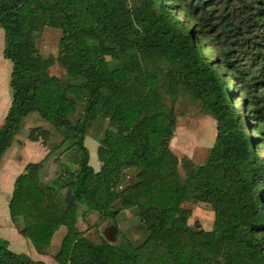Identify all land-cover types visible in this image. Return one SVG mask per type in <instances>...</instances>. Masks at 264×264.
<instances>
[{"label": "trees", "instance_id": "16d2710c", "mask_svg": "<svg viewBox=\"0 0 264 264\" xmlns=\"http://www.w3.org/2000/svg\"><path fill=\"white\" fill-rule=\"evenodd\" d=\"M46 27L60 31L63 81L36 50ZM0 28L10 63L0 160L31 113L60 136L58 149L78 156L51 182L40 172L52 150L15 177L7 209L19 236L41 253L62 227L56 264H264V0H0ZM178 92L214 122L199 166L169 149L176 123L165 95ZM98 116L107 126L94 172L83 141ZM47 139L45 129L28 132L29 142ZM129 171L134 181L117 191ZM117 202L135 208L138 244L116 228ZM183 204L209 206L211 229L188 226ZM78 208L109 220L118 242L84 238ZM0 264L44 263L0 238Z\"/></svg>", "mask_w": 264, "mask_h": 264}, {"label": "rangeland", "instance_id": "374dc122", "mask_svg": "<svg viewBox=\"0 0 264 264\" xmlns=\"http://www.w3.org/2000/svg\"><path fill=\"white\" fill-rule=\"evenodd\" d=\"M134 0H126V2L131 4ZM60 38V31L58 29L44 28L37 39L36 50L38 55L45 60L50 61V66L48 68V74L58 78L63 81L66 79L64 71L60 68L56 61L57 56V46ZM4 46V36L0 28V52ZM0 59L5 63L7 67V75L4 80L0 83V96L4 90L7 99L10 100V90L8 87V77L10 73V63L0 56ZM166 105H171L175 117V129L171 141L169 142L170 152L176 157V159L181 163L182 160L186 159L191 164L199 166L202 165L205 157L207 155L208 149L211 147L214 139V122L211 117L204 115L197 103L191 101L186 95L178 92L175 99L171 101L169 96L165 95ZM236 107V106H234ZM82 110V105L78 104L76 106V111L73 116L69 118L70 121H74L76 115ZM107 126V120L100 116L97 117L95 122L88 125L86 134L84 137L83 145L87 150L89 155L88 165L94 170L98 171L100 163L96 157V148L98 146V141L102 138L103 132ZM34 128H42L48 131V139L45 145H42L45 150L51 151L48 156H46L42 172L40 176L45 183L51 182L57 175L59 170V163L62 165H69L72 170L76 168L77 154L74 150H69L63 152V147L57 148V144L60 142V136L49 126L48 123L41 120L36 113L29 114L21 123L18 134L15 138L21 141H27L28 132ZM253 133H251L252 135ZM39 144H41L38 141ZM20 145V143H18ZM32 144V147L34 148ZM260 156L264 157V150L260 152ZM37 157V156H36ZM32 157L26 159L25 155L23 158L28 160L27 163H36L40 159ZM58 157V158H57ZM39 158V157H38ZM17 165V164H16ZM15 165V166H16ZM182 175L181 171H179ZM134 172H125L121 183L117 186V191L121 190L126 185L131 184L134 181ZM9 177V176H8ZM9 190L12 189V184L9 185ZM3 192V191H1ZM4 193V192H3ZM11 194V193H10ZM65 195V191L62 192ZM1 199L3 198L0 194ZM0 199V202L2 200ZM183 208H189L191 210V215L187 220L188 226L192 227L194 230L209 231L212 224V212L209 206L204 204L190 205L183 204ZM112 209L115 211V226L119 233L126 237H133L134 244H138L144 238V234L136 227L135 224V208H130L127 210L119 209L118 202L112 205ZM80 208L76 212V230L87 240L94 244H98L107 231L111 228V222L109 220L100 219L99 215L92 211L81 217L79 214ZM82 210V208H81ZM63 229L59 228L51 237V245L49 250L46 252H37L38 254L46 255L44 257H39V260L45 264H53V254L56 252L60 239L63 235ZM134 231L136 235L134 234ZM117 233L115 232L116 236ZM105 240V239H104ZM118 242V237L111 244ZM15 242L11 241V250H15ZM17 246V244H16ZM30 247V246H29ZM10 250V249H9ZM10 250V251H11ZM31 258L35 259V254H31ZM38 259V258H36ZM56 264V263H54Z\"/></svg>", "mask_w": 264, "mask_h": 264}, {"label": "crops", "instance_id": "0c3cea01", "mask_svg": "<svg viewBox=\"0 0 264 264\" xmlns=\"http://www.w3.org/2000/svg\"><path fill=\"white\" fill-rule=\"evenodd\" d=\"M0 56H1V52H0ZM4 64L5 63L0 59V83L4 80V77L7 75V67ZM9 103H10V100L7 99L6 93L3 90L0 96V124L2 123V120L6 114ZM18 143H20V145ZM32 144L36 147L29 148V147H32ZM47 152L48 151L45 150V148L38 142L21 141L15 138V140L13 141L9 149L6 150V152L3 154L0 160V194H2L3 196L2 199L0 196V199L2 200V202H0V238H2L8 243V249L10 250H11V241L15 242V246H14L15 250L13 251L11 250V252L15 254H24L33 261H40L39 257H44L46 255L38 254L35 248L33 247V245L28 240L19 236V234L17 233V229L15 228V226L13 225V223L11 222L9 218L8 209H7V204H8L10 193H11L8 187L10 184H13L15 177L22 173L23 168L26 165L25 162L28 161L23 158V155H25L26 159L36 157V156H37L36 159H40V157L43 159L46 156ZM1 191H3L4 193ZM64 234H65V231H63L62 238ZM50 245H51V241H50ZM46 249L49 250V247ZM46 249L43 252H46ZM33 253L35 254V257L38 259L31 258V254ZM55 253L56 252H54L51 255H54ZM52 262L54 261L52 260Z\"/></svg>", "mask_w": 264, "mask_h": 264}, {"label": "water", "instance_id": "95a60500", "mask_svg": "<svg viewBox=\"0 0 264 264\" xmlns=\"http://www.w3.org/2000/svg\"><path fill=\"white\" fill-rule=\"evenodd\" d=\"M64 199L67 202L71 201V196L68 190L66 191L64 195ZM115 232H116V229L113 226H111V228L107 231V234L104 236L105 241L108 243H112L115 240V236H114Z\"/></svg>", "mask_w": 264, "mask_h": 264}]
</instances>
